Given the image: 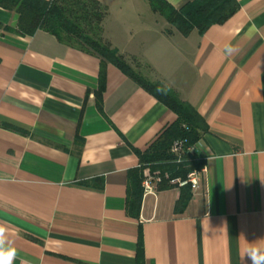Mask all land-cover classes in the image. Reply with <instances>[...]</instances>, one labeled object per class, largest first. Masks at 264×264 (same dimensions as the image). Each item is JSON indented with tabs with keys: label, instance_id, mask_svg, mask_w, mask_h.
Segmentation results:
<instances>
[{
	"label": "crops",
	"instance_id": "0c3cea01",
	"mask_svg": "<svg viewBox=\"0 0 264 264\" xmlns=\"http://www.w3.org/2000/svg\"><path fill=\"white\" fill-rule=\"evenodd\" d=\"M99 1L111 46L206 121L187 149L198 186L158 187L130 215V171L175 114L112 64L99 108L96 55L1 27L0 122L15 129L0 126V227L14 264H251L245 250L264 247V0H236L188 36L147 0ZM17 19L0 8L2 25Z\"/></svg>",
	"mask_w": 264,
	"mask_h": 264
},
{
	"label": "trees",
	"instance_id": "16d2710c",
	"mask_svg": "<svg viewBox=\"0 0 264 264\" xmlns=\"http://www.w3.org/2000/svg\"><path fill=\"white\" fill-rule=\"evenodd\" d=\"M147 1L152 12L161 15L183 36H188L193 30L202 34L211 25L224 23L239 8L236 0H191L179 8L167 0ZM0 8L13 11L18 16L15 28L1 23L0 28L19 36L33 35L42 30L67 46L99 58V87L95 92L99 108L105 88V68L112 64L175 114L174 121L159 133L144 152L138 154L139 167L130 171L126 202V210L130 215L137 217L140 212L144 169L161 174L160 188L178 185L169 183V179L187 180L195 164L187 149L207 131V123L172 87L144 76L136 58L120 54L111 46L104 37L103 22L108 14L106 5L99 0H0ZM166 33H171V29H167ZM0 126L15 129L6 123L0 122ZM179 140L185 142L184 148L179 153H173L172 144ZM188 185L187 182L183 186ZM186 199L182 195L180 202Z\"/></svg>",
	"mask_w": 264,
	"mask_h": 264
},
{
	"label": "built area",
	"instance_id": "2783aa9c",
	"mask_svg": "<svg viewBox=\"0 0 264 264\" xmlns=\"http://www.w3.org/2000/svg\"><path fill=\"white\" fill-rule=\"evenodd\" d=\"M184 144L185 142L183 140L175 141L172 144L171 151L173 153H179L183 150ZM165 177H167V175H165ZM161 182L162 176L158 171L150 172L148 168L143 170V194L155 192ZM187 182L191 184L192 188H196L198 186V179L195 172L190 173L186 181H180L178 179H169V183H178V185L180 186L186 184Z\"/></svg>",
	"mask_w": 264,
	"mask_h": 264
},
{
	"label": "clouds",
	"instance_id": "9594fccd",
	"mask_svg": "<svg viewBox=\"0 0 264 264\" xmlns=\"http://www.w3.org/2000/svg\"><path fill=\"white\" fill-rule=\"evenodd\" d=\"M228 51L231 52L232 49L229 48ZM4 232L5 229L0 227V264H14L17 251L15 248L5 245ZM245 256L251 261V264H264V247L250 246L245 250L243 258Z\"/></svg>",
	"mask_w": 264,
	"mask_h": 264
},
{
	"label": "rangeland",
	"instance_id": "374dc122",
	"mask_svg": "<svg viewBox=\"0 0 264 264\" xmlns=\"http://www.w3.org/2000/svg\"><path fill=\"white\" fill-rule=\"evenodd\" d=\"M134 65V64H133ZM144 73V72H143ZM146 73V72H145Z\"/></svg>",
	"mask_w": 264,
	"mask_h": 264
}]
</instances>
